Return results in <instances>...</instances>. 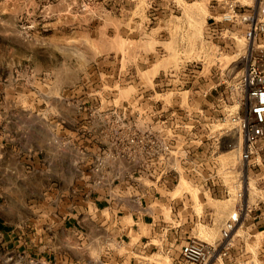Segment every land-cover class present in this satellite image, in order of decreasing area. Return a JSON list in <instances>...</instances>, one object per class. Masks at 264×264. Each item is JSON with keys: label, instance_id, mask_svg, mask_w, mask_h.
<instances>
[{"label": "rangeland", "instance_id": "obj_1", "mask_svg": "<svg viewBox=\"0 0 264 264\" xmlns=\"http://www.w3.org/2000/svg\"><path fill=\"white\" fill-rule=\"evenodd\" d=\"M231 2L0 0V103L47 107L52 121L53 108L62 109L58 140L68 145L66 130L77 126L98 145L93 161L115 150L123 113L163 131L176 158L167 169L181 178L170 196L186 203L187 236L215 244L239 212L227 254L209 264H264V134L244 161L239 121L250 117L242 76L250 63L264 74V35L248 41L244 24L222 21ZM90 127L98 135L84 134ZM75 143L87 156V145ZM179 248L147 260L171 264Z\"/></svg>", "mask_w": 264, "mask_h": 264}, {"label": "crops", "instance_id": "obj_2", "mask_svg": "<svg viewBox=\"0 0 264 264\" xmlns=\"http://www.w3.org/2000/svg\"><path fill=\"white\" fill-rule=\"evenodd\" d=\"M53 109L54 121L47 107L0 103V264H152L151 256L173 257L178 243L171 264H183L181 246L197 238L187 236L190 219L179 211L185 201L170 196L181 178L154 158L110 160L107 181L95 186L98 145L77 126L63 144V110ZM15 111L29 124L10 119ZM75 142L87 145V156Z\"/></svg>", "mask_w": 264, "mask_h": 264}, {"label": "built area", "instance_id": "obj_3", "mask_svg": "<svg viewBox=\"0 0 264 264\" xmlns=\"http://www.w3.org/2000/svg\"><path fill=\"white\" fill-rule=\"evenodd\" d=\"M263 4L264 0H232L222 21L244 24L246 39L254 41L264 35V18H260L264 11L255 7ZM239 86L244 88L249 100L250 117L239 120L245 131V148L241 157L249 162L256 149L255 145L264 134V74L255 63H250ZM125 116L123 113L120 117L115 150L109 148L103 154L94 157L91 170L95 174L93 181L95 186H102L107 181L105 172L110 160L136 163L144 158H154L157 164L167 166L172 161L173 149L168 135L161 130L152 131L144 125L128 123ZM238 222L239 212H236L226 222L222 238L215 244H207L198 239L183 244L181 246L183 264H209L216 256H225L231 246L230 239Z\"/></svg>", "mask_w": 264, "mask_h": 264}, {"label": "bare ground", "instance_id": "obj_4", "mask_svg": "<svg viewBox=\"0 0 264 264\" xmlns=\"http://www.w3.org/2000/svg\"><path fill=\"white\" fill-rule=\"evenodd\" d=\"M185 184H187V183H184V182H183V183L181 184V186H185Z\"/></svg>", "mask_w": 264, "mask_h": 264}]
</instances>
